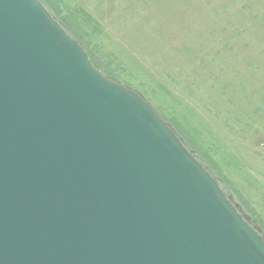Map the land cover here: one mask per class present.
<instances>
[{
  "label": "water",
  "instance_id": "water-1",
  "mask_svg": "<svg viewBox=\"0 0 264 264\" xmlns=\"http://www.w3.org/2000/svg\"><path fill=\"white\" fill-rule=\"evenodd\" d=\"M0 264H264V235L41 0H0Z\"/></svg>",
  "mask_w": 264,
  "mask_h": 264
},
{
  "label": "rangeland",
  "instance_id": "rangeland-1",
  "mask_svg": "<svg viewBox=\"0 0 264 264\" xmlns=\"http://www.w3.org/2000/svg\"><path fill=\"white\" fill-rule=\"evenodd\" d=\"M41 1L264 235V0Z\"/></svg>",
  "mask_w": 264,
  "mask_h": 264
},
{
  "label": "trees",
  "instance_id": "trees-1",
  "mask_svg": "<svg viewBox=\"0 0 264 264\" xmlns=\"http://www.w3.org/2000/svg\"><path fill=\"white\" fill-rule=\"evenodd\" d=\"M87 52H88V51H87ZM88 55H89L91 61L93 62L94 66L96 67L97 65L95 64V62H94V60H93V58H92V56H91V54H90L89 52H88ZM96 68H98V67H96Z\"/></svg>",
  "mask_w": 264,
  "mask_h": 264
}]
</instances>
